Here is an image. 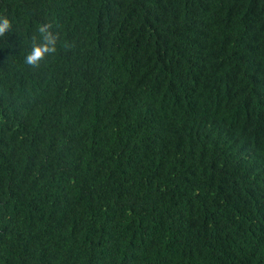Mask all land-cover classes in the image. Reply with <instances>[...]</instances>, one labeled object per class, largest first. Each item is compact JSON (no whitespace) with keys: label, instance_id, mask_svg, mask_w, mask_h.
I'll return each instance as SVG.
<instances>
[{"label":"trees","instance_id":"trees-1","mask_svg":"<svg viewBox=\"0 0 264 264\" xmlns=\"http://www.w3.org/2000/svg\"><path fill=\"white\" fill-rule=\"evenodd\" d=\"M2 17L0 264H264V0Z\"/></svg>","mask_w":264,"mask_h":264},{"label":"clouds","instance_id":"clouds-1","mask_svg":"<svg viewBox=\"0 0 264 264\" xmlns=\"http://www.w3.org/2000/svg\"><path fill=\"white\" fill-rule=\"evenodd\" d=\"M12 28L11 21L6 18H0V37L5 36ZM40 34V43H34L31 51L25 57V63L32 67H39L41 62L48 56L57 51L59 35L52 31L51 24H43L38 29ZM35 39V38H34Z\"/></svg>","mask_w":264,"mask_h":264}]
</instances>
